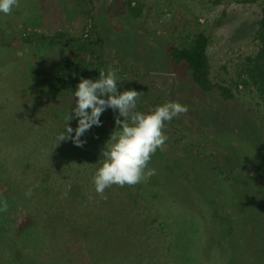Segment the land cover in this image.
Returning <instances> with one entry per match:
<instances>
[{
	"label": "trees",
	"instance_id": "trees-1",
	"mask_svg": "<svg viewBox=\"0 0 264 264\" xmlns=\"http://www.w3.org/2000/svg\"><path fill=\"white\" fill-rule=\"evenodd\" d=\"M80 1L88 7L86 17L93 18L94 0ZM240 2L261 7L254 32L257 50L245 57L241 75L244 76L243 82L251 85L264 102V0ZM25 35L34 45L66 47V44H74L78 50L88 54L84 71L80 66L79 70H70L65 64L58 65L55 72L60 75L55 74L49 80L51 88L59 93H74L81 78L96 80L99 72L107 71L109 67L117 72L118 84H131L134 90H143V85L136 84L141 77L138 72L130 70V75L118 76V68L104 56L103 37L94 33L92 25L87 24L80 36L68 40L66 31L48 34L25 32ZM209 39L205 32L200 31L188 45L172 47L169 57L176 67L188 71L191 82L200 92L209 95L218 91L224 101L235 102L234 89L213 79ZM3 54L0 50L1 60ZM41 78L46 81L43 76ZM15 93V88L0 78V200L8 202V211L0 213V264H201L188 255L191 235L184 232L176 236L174 230L178 228L175 223L172 227L168 217L170 210H174L173 206L163 203L161 197L160 200L154 198L160 194L165 199L174 200L178 212L182 209L192 212L198 226L208 232L202 231L203 237L195 241L199 251L208 243V249H218L223 264H264V222L261 219L264 217V166L237 162L222 164L217 155L203 157L196 149L195 155L200 162L192 160L198 169L194 176L195 186L204 187L203 183L208 182L202 172L203 163H207L213 176L210 181L213 188H208L207 184L206 192L202 194L201 206L206 212L200 209L199 197L194 201L191 193L181 198L182 203L178 192L171 188L173 177L155 167H151L156 170L155 175L135 185L138 198L148 197L150 201L139 206L138 198L128 191L130 186L116 185L105 190L107 198L103 199L94 190L93 177L88 185L83 186L82 174L72 172L74 170L70 168L68 173L60 166L30 171L40 161L29 153L41 149L32 131L39 130L42 134L50 133L57 137L65 123L24 124L26 120H32V115L46 109L34 102L19 100ZM51 112L48 115L51 119H54V113L62 115ZM118 115V112L104 111L100 116L101 128L109 134L120 131L115 123ZM255 123L263 132L259 118ZM31 157L30 161L28 158ZM30 164V168L25 167ZM190 165L193 166L192 163ZM70 185L80 186L73 192L68 189ZM29 188L33 191L27 197L25 192Z\"/></svg>",
	"mask_w": 264,
	"mask_h": 264
},
{
	"label": "rangeland",
	"instance_id": "rangeland-1",
	"mask_svg": "<svg viewBox=\"0 0 264 264\" xmlns=\"http://www.w3.org/2000/svg\"><path fill=\"white\" fill-rule=\"evenodd\" d=\"M94 2L93 18L86 17L88 7H84L80 0H19V6L10 15L0 14V50L4 53L0 59V78L15 88L19 100L34 102L36 106L46 109L32 115V120H26L24 124L36 122V126L40 122L47 124L46 121L51 125L65 123L64 117L75 104L74 93L57 92L51 88L49 78L60 75L55 71L61 64L70 67V70H79L81 67L84 71L85 57L89 58L74 44H66V47L34 45L27 40L25 32L48 34L66 31L68 40L80 36L83 27L88 24L93 26L95 34L99 33L103 37L104 56L118 68L119 77L130 75V70L141 75L136 82L137 85H143V90H136L140 92L136 103L137 112L150 113L166 102H179L187 106L186 114L165 122L164 132L169 139L164 150L158 149L148 165L149 168L162 169L173 177L171 188L178 192L182 203L184 201L181 198L191 193L194 201L195 197H199L201 209L202 194L206 192L207 184L208 188H213V185L210 186L213 176L207 163L201 166L208 182L203 183L204 187L195 186L194 176L198 174L195 164L200 162L195 155L196 149L203 157L217 155V160L222 164L237 162L264 166V131L261 132L255 123H258L259 118V126L264 129V102L251 85L243 82L244 76L241 75L245 57L257 50L254 32L261 14L259 5L244 4L240 0ZM200 31L210 38L208 54L213 79L216 83H224L234 89L235 102L224 101L218 91L209 95L200 92L191 82L188 71L172 64L169 57L172 47L188 45ZM117 87L118 92L134 90L131 84H117ZM51 111L62 115L54 113V119H51L48 116ZM77 120L74 118L69 122L73 129L77 127ZM25 128L30 129L28 126ZM32 133L36 135L35 142L39 143L41 149L29 154L35 155L40 162L33 167L32 164L25 167L37 172L60 166L67 173L70 168L74 170L72 172L82 174L83 186L88 185L100 166L101 151L111 136L101 126H93L86 132L89 135L85 133L81 137L86 141L83 147H77L71 141H61L57 145V137L61 132L57 133V137L50 133L42 134L39 130ZM32 157L28 159L31 161ZM78 186L70 185L68 189L75 192ZM136 187L130 186L128 191L138 198ZM161 195L154 198L160 200L161 197L163 203L173 206L174 210L169 209L171 215L168 217L172 227L175 223L178 228L173 229L176 236L184 232L191 235L188 255L201 264H223L218 249H208L206 243L199 251L195 245V241L203 237L202 231L208 233L198 226L196 216L183 209L178 212L175 201ZM148 200V197L138 198V205ZM203 210L206 212V209ZM261 219L264 222V217Z\"/></svg>",
	"mask_w": 264,
	"mask_h": 264
},
{
	"label": "clouds",
	"instance_id": "clouds-1",
	"mask_svg": "<svg viewBox=\"0 0 264 264\" xmlns=\"http://www.w3.org/2000/svg\"><path fill=\"white\" fill-rule=\"evenodd\" d=\"M18 6L19 0H0V14L10 15ZM117 84V72L112 67L101 70L96 80L81 78L74 91L75 104L64 117V131L57 137V145L61 141H71L75 146L83 147L86 141L81 137L93 126H101L102 113L108 108L114 112L118 110L115 123L120 131H114L106 142L98 162L100 166L92 178L95 192L103 199L107 198L105 190L113 185L135 186L156 174V170L148 165L158 149L164 150L169 139L164 132L165 122L188 111L187 106L179 102H166L150 113L137 112L140 92H118ZM74 118H78L75 129L69 124ZM32 191L29 188L25 196L30 197ZM7 211V200H0V213Z\"/></svg>",
	"mask_w": 264,
	"mask_h": 264
},
{
	"label": "flooded vegetation",
	"instance_id": "flooded-vegetation-1",
	"mask_svg": "<svg viewBox=\"0 0 264 264\" xmlns=\"http://www.w3.org/2000/svg\"><path fill=\"white\" fill-rule=\"evenodd\" d=\"M105 111H107V112H114L111 108H109V110H105ZM135 111H137V109L135 108ZM143 111H145L144 109H143ZM115 112H118V110H116ZM147 113H149V111H146Z\"/></svg>",
	"mask_w": 264,
	"mask_h": 264
},
{
	"label": "water",
	"instance_id": "water-1",
	"mask_svg": "<svg viewBox=\"0 0 264 264\" xmlns=\"http://www.w3.org/2000/svg\"><path fill=\"white\" fill-rule=\"evenodd\" d=\"M106 110H109V108H108V109H106Z\"/></svg>",
	"mask_w": 264,
	"mask_h": 264
}]
</instances>
